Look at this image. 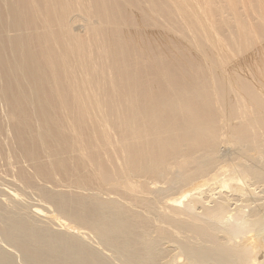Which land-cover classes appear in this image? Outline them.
<instances>
[{
  "label": "bare ground",
  "instance_id": "6f19581e",
  "mask_svg": "<svg viewBox=\"0 0 264 264\" xmlns=\"http://www.w3.org/2000/svg\"><path fill=\"white\" fill-rule=\"evenodd\" d=\"M0 264H264V0H0Z\"/></svg>",
  "mask_w": 264,
  "mask_h": 264
}]
</instances>
